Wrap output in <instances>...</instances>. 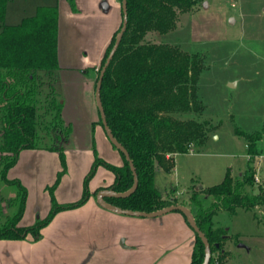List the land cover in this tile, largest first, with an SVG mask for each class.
Returning <instances> with one entry per match:
<instances>
[{"label": "trees", "instance_id": "obj_1", "mask_svg": "<svg viewBox=\"0 0 264 264\" xmlns=\"http://www.w3.org/2000/svg\"><path fill=\"white\" fill-rule=\"evenodd\" d=\"M68 1L76 10L75 0ZM7 2L0 0V239H22L28 234L38 239L42 227L56 213L81 206L88 200L91 195L88 182L98 166L112 171L114 180L106 187H99L94 194L108 188L126 191L134 179L121 151L123 162L115 164L101 157L94 146V161L84 179L83 195L68 202H58L52 195V206L46 217L31 225L20 224L28 188L20 178L10 177V170L23 150L57 151L63 168L50 187L53 189L67 168L65 150L73 124L64 116V102L60 101L61 94L56 87L60 68L58 7L40 6L35 15L25 17L18 24H7ZM197 2L127 0V28L104 74L101 99L113 134L134 162L139 183L131 195L106 200L122 208L147 212L172 204L188 205L211 244L209 264H224L228 235L225 230L214 227L213 218L220 207L232 212L238 206L256 207L264 200V186L254 191L261 132L237 129L247 139L248 151L247 168L239 175L234 176L228 170L221 182L206 188L193 183L184 201L179 200L176 188L163 195L155 184L159 168L171 171L175 154L192 152L205 145L216 127L208 119L195 117L205 109L197 95V83L204 67L202 56L177 44L147 39L150 32L164 34L176 28L180 13L191 11ZM122 22L123 12L120 27L105 49L101 68ZM99 122L103 126L101 117ZM10 187L16 189L13 195H7L6 189ZM208 197L213 200L208 201ZM204 256V243L195 233L190 264H202Z\"/></svg>", "mask_w": 264, "mask_h": 264}, {"label": "rangeland", "instance_id": "obj_2", "mask_svg": "<svg viewBox=\"0 0 264 264\" xmlns=\"http://www.w3.org/2000/svg\"><path fill=\"white\" fill-rule=\"evenodd\" d=\"M39 2L9 0L8 20L14 21L15 14H31ZM117 6L119 21L115 31L122 21L121 0H117ZM67 11L66 6L64 10L62 8L65 34L71 33L73 24L68 20ZM111 17L112 13L94 20L93 45L103 41L111 26ZM75 25L77 33L82 38L88 36L90 42V31L86 29L89 24L85 26L83 20H77ZM147 39L177 44L202 56L204 67L199 75L197 95L205 109L202 115L195 117L208 119L216 126L205 145L194 148L192 152L175 154V165L171 171L158 170L156 186L163 195L176 188L179 200L184 201L188 199L189 187L193 183L206 188L221 182L228 170L234 176L244 172L248 165L247 139L237 133L240 129L248 133L261 132L257 142L259 155L255 159L258 179L255 178L254 191L257 192L260 185L264 186V0H198L191 11L180 13L176 28L164 34L150 32ZM78 50L80 55L86 56L84 51L87 49ZM88 50L89 57L95 60L100 49ZM101 60L89 72L92 79L89 101L83 96L82 85L70 87L76 100L66 101L64 109L65 117L73 124L70 142L73 141V145L75 142L76 148L68 157L66 154V171L53 189L50 187L63 168L59 153L43 149H26L23 152L19 169L26 182L30 183V219L40 220L47 216L52 206V195L58 202H67L70 198L77 200L83 195L84 179L94 161V146L109 162L116 155L123 162L120 152L93 129V121L103 129L95 100ZM60 101L64 102L63 95ZM112 176V171L103 165L98 166L88 182L90 197L95 196L92 187ZM6 190L9 192L7 195L16 193L13 187ZM207 200L212 201L213 198L208 197ZM35 208L41 209V215L38 211L34 213ZM173 213L181 212L176 210ZM213 221L215 228L225 230L228 235L224 244L228 251L224 264H264V200L256 207L238 206L232 212L220 207ZM240 243L244 246H239Z\"/></svg>", "mask_w": 264, "mask_h": 264}, {"label": "crops", "instance_id": "obj_3", "mask_svg": "<svg viewBox=\"0 0 264 264\" xmlns=\"http://www.w3.org/2000/svg\"><path fill=\"white\" fill-rule=\"evenodd\" d=\"M104 2L107 3L106 8L102 7ZM75 3L76 10L72 9L68 0H57L56 4L49 0H40L34 12L29 15L15 14V16L13 15L14 21H12L8 20V0L5 15L7 24H18L25 17L35 15L40 6L55 5L58 7L60 68L56 87L64 97V104L68 100H76L70 87H76L79 84L83 86V96L88 101L90 100L92 79L89 72L101 60L119 21L117 0H75ZM65 6L68 10L66 14L69 16L68 20L73 23L71 33L66 34L62 21V8L64 10ZM110 13L113 14L110 28L104 35L103 41L93 45L92 30L94 27L92 25L94 20ZM77 20H83L85 26L89 24L86 29L90 31V42L88 36L82 38L81 34L77 33L75 25ZM93 48L100 49L95 60H92L88 55V49ZM78 49H87L84 51L86 56L80 55L81 51L79 52ZM66 92L69 94L68 97H66ZM65 111L64 109V116ZM93 122L94 131H98L101 137L103 136L105 140L109 141L104 133V128L102 129L98 122ZM109 143L111 144L110 141ZM74 148H76L75 142L73 145L72 141L65 150L67 157ZM24 151H21L19 159L10 170L9 175L20 178L28 186L26 210L20 224L31 225L37 219L29 218L30 183L26 182L19 169ZM120 160V157L116 155L115 159L110 161L122 164ZM31 165L33 167V164ZM113 180L114 174L111 179L98 182L92 187V192H95L99 187L110 185ZM94 195L89 197L83 206L56 213L53 219L42 227L41 236L38 239H35L31 234L22 239H0V264H190L195 232L181 211V213L171 211L156 217L121 214L101 205H95L98 201L96 194ZM73 199L70 198L66 201H75ZM89 203L91 205H88ZM37 211L41 215V209L35 208L34 213Z\"/></svg>", "mask_w": 264, "mask_h": 264}, {"label": "water", "instance_id": "obj_4", "mask_svg": "<svg viewBox=\"0 0 264 264\" xmlns=\"http://www.w3.org/2000/svg\"><path fill=\"white\" fill-rule=\"evenodd\" d=\"M205 5H207V3H205ZM103 8L107 7V3L104 2L102 4ZM121 7H122V12H123V22H122V26L120 28V30L118 31L116 37H115V42L106 58L105 63L103 64L97 82H96V87H95V100H96V105L97 108L99 110L100 113V117L102 120V124H103V128L105 130V133L109 139V141L111 142V144L115 145V147L117 148L118 151H121L126 159L129 162V166L132 170L133 173V185L127 189L126 191L123 192H118L115 191L111 188L108 189H100L97 193H96V199L98 201V203L107 208L110 209L114 212L117 213H121V214H127V215H132V216H139V217H156V216H161L164 215L168 212L171 211H181L185 217L187 218L188 223L190 224V226L193 228L194 232L197 233L199 235V237L202 239L204 246H205V256H204V260L202 262V264H209L210 258H211V244L206 236V234L201 230V228L199 227L195 215L193 213V211L191 210L190 207L183 205V204H172V205H168L166 207H163L161 209L155 210V211H151V212H147V211H142V210H133V209H127V208H122L120 206H117L115 204H112L110 202H108L106 200L107 197H127L129 195H131L138 187V183H139V178H138V173L136 170V167L134 165V162L128 152V150L126 149V147L115 137V135L112 132V129L110 128L107 118H106V113L104 110V106L102 103V99H101V87H102V81H103V77L104 74L107 70V67L109 66L112 58L114 57L118 46L121 42L122 36L127 28V23H128V11H127V0H122L121 2ZM232 85V83H231ZM202 187V186H200ZM239 246H244V244L240 243Z\"/></svg>", "mask_w": 264, "mask_h": 264}, {"label": "built area", "instance_id": "obj_5", "mask_svg": "<svg viewBox=\"0 0 264 264\" xmlns=\"http://www.w3.org/2000/svg\"><path fill=\"white\" fill-rule=\"evenodd\" d=\"M255 178H257L258 179V175L256 174V177Z\"/></svg>", "mask_w": 264, "mask_h": 264}]
</instances>
